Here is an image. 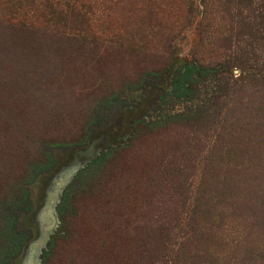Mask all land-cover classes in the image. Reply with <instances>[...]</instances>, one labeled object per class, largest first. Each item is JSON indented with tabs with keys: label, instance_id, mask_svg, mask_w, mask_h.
Instances as JSON below:
<instances>
[{
	"label": "rangeland",
	"instance_id": "obj_1",
	"mask_svg": "<svg viewBox=\"0 0 264 264\" xmlns=\"http://www.w3.org/2000/svg\"><path fill=\"white\" fill-rule=\"evenodd\" d=\"M79 1L0 26V264H264V0Z\"/></svg>",
	"mask_w": 264,
	"mask_h": 264
},
{
	"label": "trees",
	"instance_id": "obj_2",
	"mask_svg": "<svg viewBox=\"0 0 264 264\" xmlns=\"http://www.w3.org/2000/svg\"><path fill=\"white\" fill-rule=\"evenodd\" d=\"M48 2L49 0H41L39 3L35 4L32 1L27 0H0V12L6 13V16L8 17L6 22H4L5 24H0V26L5 29L6 32L9 31V34L17 32L21 35L22 33H33L34 28L40 27L50 22L61 21V19L64 18L68 20H77L75 16L79 17L81 23L84 25L85 23L87 24L85 29H90V27L98 25L101 21L98 17V13L94 15V7L87 6L79 0H69L67 3L58 4L56 2L52 6H49L50 4ZM56 8H59V11H57ZM91 23H93V26ZM79 36L82 38L83 42L87 41L86 36ZM162 70L150 75H167L171 72L172 68L170 66L168 69L165 68ZM179 73L180 74L177 76V88L183 102L197 100L200 96V90L204 88L203 83H205L207 78H214L217 80L216 78L218 75H220L219 70L203 68L195 64H185L182 67V72ZM138 82L140 83V80L137 81L135 85H137ZM216 89L215 99H219L226 95V91L221 85L217 84ZM186 122L187 120L184 121V123ZM193 122L196 125H200L202 123V112H200L198 109L193 115ZM188 229L190 230L191 228ZM167 232L170 234L172 233V231ZM180 233L182 235L179 239L183 241L186 230H181ZM183 253H185L184 250L182 254Z\"/></svg>",
	"mask_w": 264,
	"mask_h": 264
}]
</instances>
